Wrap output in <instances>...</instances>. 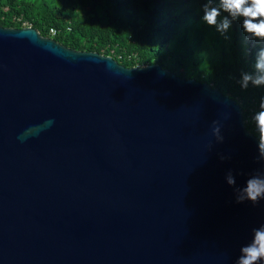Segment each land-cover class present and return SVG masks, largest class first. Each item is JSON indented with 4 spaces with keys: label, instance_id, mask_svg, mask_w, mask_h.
<instances>
[{
    "label": "water",
    "instance_id": "1",
    "mask_svg": "<svg viewBox=\"0 0 264 264\" xmlns=\"http://www.w3.org/2000/svg\"><path fill=\"white\" fill-rule=\"evenodd\" d=\"M258 144L206 83L0 26V264H238Z\"/></svg>",
    "mask_w": 264,
    "mask_h": 264
},
{
    "label": "trees",
    "instance_id": "2",
    "mask_svg": "<svg viewBox=\"0 0 264 264\" xmlns=\"http://www.w3.org/2000/svg\"><path fill=\"white\" fill-rule=\"evenodd\" d=\"M206 6L220 9L217 25L204 21ZM225 18L231 26L221 32ZM243 19L224 11L221 0H0L2 27H33L68 48L111 56L129 68L159 64L208 84L242 106L248 130L259 138L251 116L264 110V84H242L245 73L261 75L255 65L264 39L246 33Z\"/></svg>",
    "mask_w": 264,
    "mask_h": 264
},
{
    "label": "clouds",
    "instance_id": "3",
    "mask_svg": "<svg viewBox=\"0 0 264 264\" xmlns=\"http://www.w3.org/2000/svg\"><path fill=\"white\" fill-rule=\"evenodd\" d=\"M223 10L230 13L233 18L243 17V28L246 33L264 39V0H221ZM220 9L205 7L204 21L209 25H217V17ZM231 23L227 18L218 25L221 32L227 31ZM261 75L253 78L245 73L243 76V87H247L248 82L259 86L264 84V49L259 52L255 65ZM260 108L264 109V98L260 101ZM259 132V144L261 155H264V110L256 113L254 117ZM228 183L234 184L235 180L229 176ZM247 199L257 202L264 197V179L253 177L247 181L244 189ZM243 198H241L242 200ZM242 255L238 259V264H260L264 260V226L254 229V239L247 246L242 247Z\"/></svg>",
    "mask_w": 264,
    "mask_h": 264
},
{
    "label": "built area",
    "instance_id": "4",
    "mask_svg": "<svg viewBox=\"0 0 264 264\" xmlns=\"http://www.w3.org/2000/svg\"><path fill=\"white\" fill-rule=\"evenodd\" d=\"M51 33L53 35H56L57 34V31L56 30H51ZM254 117H255V114H252L251 121H252L253 124H256V121H255Z\"/></svg>",
    "mask_w": 264,
    "mask_h": 264
}]
</instances>
